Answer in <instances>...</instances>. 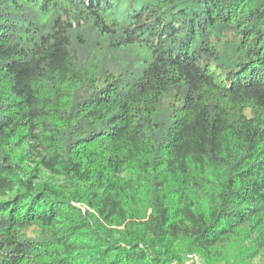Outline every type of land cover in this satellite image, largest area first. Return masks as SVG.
<instances>
[{"label":"trees","instance_id":"1","mask_svg":"<svg viewBox=\"0 0 264 264\" xmlns=\"http://www.w3.org/2000/svg\"><path fill=\"white\" fill-rule=\"evenodd\" d=\"M264 254V0H0V264Z\"/></svg>","mask_w":264,"mask_h":264},{"label":"rangeland","instance_id":"2","mask_svg":"<svg viewBox=\"0 0 264 264\" xmlns=\"http://www.w3.org/2000/svg\"><path fill=\"white\" fill-rule=\"evenodd\" d=\"M246 246V243L241 241L228 244L223 249H217L213 258L206 262L198 253H189L187 258L192 264H264V254L249 257L246 255Z\"/></svg>","mask_w":264,"mask_h":264}]
</instances>
